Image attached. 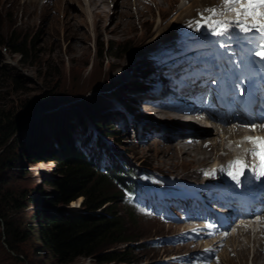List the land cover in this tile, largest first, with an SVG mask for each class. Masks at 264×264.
I'll use <instances>...</instances> for the list:
<instances>
[{
  "label": "rangeland",
  "instance_id": "obj_1",
  "mask_svg": "<svg viewBox=\"0 0 264 264\" xmlns=\"http://www.w3.org/2000/svg\"><path fill=\"white\" fill-rule=\"evenodd\" d=\"M192 1L0 0V37L5 41L2 47L5 64L0 66V110L12 113L17 120L18 117L21 120L29 111L16 136L20 144L13 153L19 157L16 162L19 170L10 177L9 187L16 193L26 191L38 198V202L31 203L25 212L16 216L18 219L33 224L31 216L35 213L52 216L71 213L72 210L67 206H49L43 202L44 194L53 192L48 181L58 179L62 173L48 158L53 151L61 150L68 130L72 132L73 140L82 147L83 137L86 136L84 128L87 127L90 132L93 128L98 130L96 123H100L106 109H118L119 106L123 112L115 110L113 114L116 119L108 121L107 128L98 130L103 140H98L95 148H91L95 153L92 159L98 167L103 168L105 165L102 158L104 154L116 161L122 155L130 159L129 152L142 161L147 159L154 162L159 156H164L160 158L161 165L167 164L173 171L182 169L186 172L191 167L192 157L190 160L178 151L168 154V148H164L176 147L179 142L186 143L188 138L178 135L179 130L174 127L178 124L174 120L154 119L150 114H155L157 110L142 105L145 88L148 87L143 72L149 71L154 63L145 60L142 67L140 62L143 59L139 58L142 49L156 44L157 41L152 43V38L164 32L162 28L179 13L178 7L190 6ZM109 46L122 57H106L107 52L103 48ZM15 47L23 48L25 53L16 54ZM224 55L222 65L216 63L212 54L195 57L194 61L176 66L168 73L157 71L154 75H158V80L153 84L154 89H157L155 99L165 100L179 89L181 82L194 78L199 80L202 75L213 76L221 66L230 76L237 70L247 74L255 69L253 65L256 57L246 51L226 48ZM122 72L127 74H120ZM155 76L148 77V81L152 82ZM118 87L119 92L114 93ZM80 106L92 107L95 119L83 115ZM144 121H149L150 126H145ZM225 128L228 127L215 125L204 135L215 142L218 140L215 139L218 131L223 133ZM108 129L117 135L111 137ZM218 145L220 147L221 144ZM204 150L206 155L203 158L207 161L213 151L207 147ZM146 164L151 166L148 162ZM106 188L119 191L110 184ZM190 206L188 212L192 209L196 213L195 208L199 206L196 203ZM170 207L169 218L157 216L152 211L155 217L150 218L145 211L137 213L138 206L132 204L131 200L126 198L125 203L116 200L114 213L123 224L127 242L112 244L109 241L98 256L112 251L127 252L132 262L130 264H200L190 255L198 247L182 249V245L188 243L183 232L194 226V222H190L194 219L186 218L183 204L173 211ZM179 217H184L185 221L182 218L177 221ZM4 233L0 223V264H57L46 253L38 254L35 251L39 245L34 237L19 245V253L12 252L5 245ZM251 236L245 240V259L238 257L241 247L233 249L234 243H229L226 247L228 251L225 250L223 256V252L219 255L222 262L215 264H264L253 259L254 250L264 253L253 240L254 236ZM228 258L233 262L230 263ZM65 264L100 263L94 257H80Z\"/></svg>",
  "mask_w": 264,
  "mask_h": 264
},
{
  "label": "trees",
  "instance_id": "obj_2",
  "mask_svg": "<svg viewBox=\"0 0 264 264\" xmlns=\"http://www.w3.org/2000/svg\"><path fill=\"white\" fill-rule=\"evenodd\" d=\"M4 45L5 41L0 37L1 67L5 64V56L2 53ZM103 49L108 58L122 57V54L114 52L113 47ZM21 52L25 53V50L15 47L16 54ZM17 82L21 83L19 80ZM80 110L83 115L95 119L92 107L80 106ZM28 113L24 114L21 120L20 117L17 120L12 113L0 110V223L5 231V245L12 252L19 253V245L34 237L39 245L35 251L38 254L46 253L57 264L71 263L80 257H94L100 264L132 263L127 252L112 251L98 256L109 241H112V244L127 242L123 224L114 213V203L116 200L121 201L124 194L106 188L107 184L114 186L113 183L122 182L125 174L116 166L110 169L98 167L97 162L92 159L94 151L87 152L85 144L81 147L78 141L73 140L69 130L66 139L62 141L64 145L61 150L53 151L48 158L62 173L58 179L48 181V185L53 187V192L44 194L43 202L49 206L69 207L71 203L81 199V210H72L71 213L61 216L35 213L31 216L33 224L16 217L25 212L31 203L38 202V198L28 192L16 193L9 187L10 177L19 170L16 167L19 157L13 153L20 144L16 136ZM102 115V121L96 123L99 131L107 128L108 121L116 119L113 112L107 110ZM193 128L202 133L207 131L197 126H192V130ZM107 131L111 137L117 135L111 129ZM36 162L39 163V160Z\"/></svg>",
  "mask_w": 264,
  "mask_h": 264
},
{
  "label": "bare ground",
  "instance_id": "obj_3",
  "mask_svg": "<svg viewBox=\"0 0 264 264\" xmlns=\"http://www.w3.org/2000/svg\"><path fill=\"white\" fill-rule=\"evenodd\" d=\"M223 7L222 5V0H194L192 1V3H190V6H179L178 7V11L179 13L176 14L173 19L164 27L162 28V31H164L163 33L161 34H157V36L155 38H152V43H154L155 41L158 40L157 44L161 43L165 38L171 36L174 34V32H177L179 31L181 28H183L186 24V22L190 19H193V17H195L197 14H200L198 16V18L196 20L193 21V24H192V31L193 30H200L201 28H204L206 29L208 32H210L211 34H214V35H217V36H221V37H226L227 35L239 30L241 31L239 28H237L234 24V21H235V14L233 12H229V11H224L223 14L221 15H212V13H210L209 11H207L208 9H212V8H218V9H221ZM177 11V10H176ZM209 18L211 20V22H209ZM200 22V27L197 26V22ZM216 21H221L223 22L224 25H228V28H227V31L224 30L223 26H216L214 22ZM180 27V28H179ZM212 27V29L209 31V28ZM218 27V29H217ZM168 29V31H167ZM175 30V31H174ZM225 31L222 32V31ZM172 32V33H171ZM155 33V32H154ZM170 34L169 36L167 37H164L161 39V37H163L165 34ZM247 34L244 38L245 39H250V41H252V45H254L256 48L260 49L259 46L260 45H263L264 44V39H262V37H264V33H258L256 32L255 30H252V31H248ZM155 36V34H154ZM129 38V37H128ZM131 38V37H130ZM163 49H166V46H162ZM262 48L264 49V45L262 46ZM152 55V58L155 60V59H158L159 55H154L153 52L150 53ZM144 60V59H143ZM258 65L259 67H263L264 68V60H260L258 61ZM127 74V72H125ZM125 73H120V74H125ZM115 92L114 93H118L119 92V87L118 88H115L114 89ZM155 95V93H154ZM148 97H147V94L145 95L144 94V100H146ZM142 101V105H146L145 103H147V100L146 102L145 101ZM141 105V107H142ZM133 106V105H132ZM148 108V107H147ZM151 110L153 108H150ZM148 109V110H150ZM118 110V109H117ZM116 110V111H117ZM112 112H115V111H112ZM156 113L155 114H150L151 117H155L154 119L157 120V118H161V119H165L166 121H173L176 122V126L174 127H177V129L179 130L177 132L178 135H180L181 137L183 138H189L187 137L186 133H191L193 132L191 129L192 127L191 126H186L188 124H194L190 121H184V120H180L178 117H184L183 115H179V114H173L169 111H166V110H158L155 111ZM143 121V120H142ZM178 122V123H177ZM143 124L145 126H150V122L149 121H144ZM196 124V123H195ZM194 124V125H195ZM198 126V125H197ZM200 127V126H199ZM206 128V127H205ZM215 128V127H214ZM238 128V127H237ZM223 129V128H222ZM188 130H190V132H188ZM195 132H199L198 129H194ZM236 128H231V129H225V133H221L220 130L218 131V135H217V138L215 139H218L220 138L221 139V142L223 143L224 141V138H225V135L229 132V131H235ZM87 140V139H86ZM183 142V141H182ZM214 142V141H213ZM236 143H240L239 141H236ZM222 145V144H221ZM204 143L201 145H196L194 147L192 146H189L185 143V141L183 143L176 145V147H171V146H164L165 149L168 148L167 153L168 154H175L178 152H180V154L182 156H185L186 158H189L191 160V157L193 158L192 161L195 163V164H199V163H203L205 162L206 164H210L212 162H216V160H218V162L216 163L215 167L218 165L219 167H224L226 166V164H230L233 159H231L228 163V162H225L222 166V158L223 156L222 155H219L218 152H215V154L213 155L214 156V159L213 161H210L208 157V160L205 161V158H203V156H205V150H204ZM163 150V149H162ZM237 151V148L235 147L233 152ZM232 152V151H231ZM230 152V153H231ZM241 152V155L242 156H246V154L244 153V150H240ZM165 154V153H162V155ZM166 155V154H165ZM178 155V154H177ZM160 158H165L164 156H159ZM184 157V158H185ZM160 158H158L156 161L157 162H161ZM188 161V159H186ZM221 163H220V162ZM167 165V164H165ZM221 165V166H220ZM156 169L158 168H162L163 170H167V171H171L173 174H177V175H180L182 178H188L189 175L186 174V172L184 171H178V169L176 171H173L172 167L170 166L169 168H166V166L164 165H161L160 164H157V165H154ZM229 168H232V166H230ZM220 172L223 170L222 168L219 169ZM214 178V176H211L209 177V179H212ZM82 203H81V199H78L77 201H74L73 204L71 205V207H69V209L71 210H77L78 208H82ZM70 206V205H69ZM251 227H254L256 228L257 227V223H251L249 224ZM238 229V232L237 234L235 233V231ZM234 234L232 235V237L229 239L231 240L230 243H234V246H233V249H237L239 247H241V251L238 252V257L239 258H243L245 259L247 253H246V246H244V244H246L247 242H245V240L247 238L250 237V234H252V231H248L246 232V229L245 227H237L234 232ZM253 236L255 237V242L256 243H259V244H264V240L263 239H259L257 237H259V234H256L253 233ZM243 240V241H242ZM247 241V240H246ZM245 242V243H243ZM250 242V241H249ZM243 243V244H242ZM237 244V245H236ZM248 245V244H247ZM232 250V249H231ZM234 252V251H233ZM263 253V252H262ZM256 261L259 260L261 262L264 263V254H260L257 250L254 252V258ZM229 262H233L232 259L228 258ZM255 264V263H254Z\"/></svg>",
  "mask_w": 264,
  "mask_h": 264
},
{
  "label": "snow or ice",
  "instance_id": "obj_4",
  "mask_svg": "<svg viewBox=\"0 0 264 264\" xmlns=\"http://www.w3.org/2000/svg\"><path fill=\"white\" fill-rule=\"evenodd\" d=\"M222 5L221 9L212 8L207 11L212 13V15H221L224 11L233 12L235 14L234 24L241 31L255 30L258 33H264V0H222ZM209 22H211L210 18ZM214 23L216 26H223L224 30L227 31L228 25H224L221 21ZM197 26H201L199 21ZM256 55L264 57V52H257ZM246 140L256 145L249 151L251 155L261 158V164L258 166L259 175L264 176V156H261V152L264 151V138L247 137ZM238 164L241 165L240 172L236 175H233L231 171L228 173L237 182H239V176L243 175V169L246 167L239 159L231 162V166Z\"/></svg>",
  "mask_w": 264,
  "mask_h": 264
},
{
  "label": "water",
  "instance_id": "obj_5",
  "mask_svg": "<svg viewBox=\"0 0 264 264\" xmlns=\"http://www.w3.org/2000/svg\"><path fill=\"white\" fill-rule=\"evenodd\" d=\"M36 209H40V210H42L40 207H37ZM47 215V214H46Z\"/></svg>",
  "mask_w": 264,
  "mask_h": 264
},
{
  "label": "clouds",
  "instance_id": "obj_6",
  "mask_svg": "<svg viewBox=\"0 0 264 264\" xmlns=\"http://www.w3.org/2000/svg\"><path fill=\"white\" fill-rule=\"evenodd\" d=\"M69 207H71V206H69ZM76 211V210H75Z\"/></svg>",
  "mask_w": 264,
  "mask_h": 264
}]
</instances>
